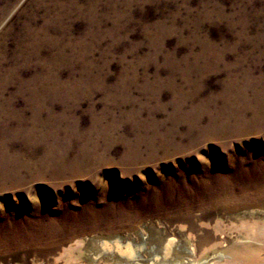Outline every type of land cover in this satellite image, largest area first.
Listing matches in <instances>:
<instances>
[{
	"label": "rangeland",
	"instance_id": "rangeland-1",
	"mask_svg": "<svg viewBox=\"0 0 264 264\" xmlns=\"http://www.w3.org/2000/svg\"><path fill=\"white\" fill-rule=\"evenodd\" d=\"M216 218L264 220V0H0V264L189 262Z\"/></svg>",
	"mask_w": 264,
	"mask_h": 264
},
{
	"label": "bare ground",
	"instance_id": "bare-ground-1",
	"mask_svg": "<svg viewBox=\"0 0 264 264\" xmlns=\"http://www.w3.org/2000/svg\"><path fill=\"white\" fill-rule=\"evenodd\" d=\"M220 221H222V220L217 219L213 224H211V227L213 229L212 233L217 234L219 238H215L210 243L207 242L208 244H204L199 249V251L197 253L192 254V259L189 262L187 260H185L183 254H182L183 256L181 254H179L180 252L182 253V251H184V250L181 251L178 248L180 245L178 246V242L175 241L176 240L175 236L172 235L170 237H165L163 239L165 241H163L162 243L161 242L158 243L159 246L156 248L158 251H156V250L153 251V249H151L152 252L151 253L149 252V254L151 256H150L149 260L145 261L144 264H153L152 257L156 256L158 253L164 254V255L159 258V262L156 264H264V220H262V221H258V220L257 221L256 220L255 221H248L246 219V220L239 221L240 222L239 224H236V225L234 224L235 227L232 225L234 228H236V231H237L236 233L241 235L242 238L238 241H234V242L227 243V244L224 242L225 238L222 239V237H221L224 234V229H223ZM207 227H208V225H207ZM228 231H230V230H228ZM191 232H189L188 234L186 233L187 237H188V243H194V241H193L194 235ZM198 233H200V232H198ZM206 233L204 235H206ZM199 235L202 237L201 234H199ZM166 236H167V234H166ZM233 236H234V234H233ZM195 238H196V236H195ZM73 239L71 242H68L67 244L63 245L60 248L59 252L53 256V260L55 262L60 261L61 264H86L87 263V261L82 259L83 253H84V251L82 249V247L84 245L83 238L76 237L74 240ZM111 240L114 241L115 248L117 249V254L113 255V256L112 255L108 256L106 259H103L102 264H136V262H135V259L137 258L136 253H135L136 251L134 252V248L132 247L131 243H129L130 241L126 242L124 245L123 244L121 245V242L119 239L113 238V237L112 238H106L105 237V238H96V240L92 239L91 243L95 249V252L100 251V250L105 251V250L109 249V247H108L109 242L108 241H111ZM172 240H174L175 242H171ZM203 242H205V241H203ZM170 245H174L173 247H174L175 251H177V254L174 257H173V255H174L173 254L172 255L173 258H169V259H171L170 262L166 263L165 262L166 260H164V256L167 255V252H168L167 246H170ZM151 248H152V246H151ZM192 249H193V247H192ZM110 251H111V249H110ZM209 251L212 252V256L210 257L211 261H209L210 260L209 255H208ZM170 252H172V251H170ZM139 255H140V253H139Z\"/></svg>",
	"mask_w": 264,
	"mask_h": 264
}]
</instances>
